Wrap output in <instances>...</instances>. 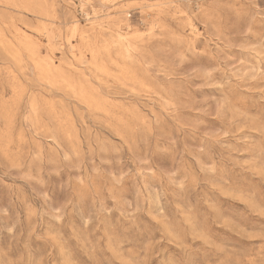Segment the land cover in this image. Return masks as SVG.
<instances>
[{"label": "rangeland", "instance_id": "1", "mask_svg": "<svg viewBox=\"0 0 264 264\" xmlns=\"http://www.w3.org/2000/svg\"><path fill=\"white\" fill-rule=\"evenodd\" d=\"M0 264H264V0H0Z\"/></svg>", "mask_w": 264, "mask_h": 264}]
</instances>
